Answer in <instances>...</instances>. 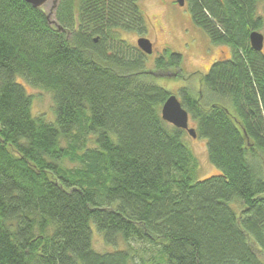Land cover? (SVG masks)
<instances>
[{
	"label": "trees",
	"instance_id": "trees-1",
	"mask_svg": "<svg viewBox=\"0 0 264 264\" xmlns=\"http://www.w3.org/2000/svg\"><path fill=\"white\" fill-rule=\"evenodd\" d=\"M139 1L58 0L48 18L0 0V264H264V51L250 44L264 0H186L211 42L231 49L204 89L179 90L221 171L204 180L186 131L162 118L172 93L122 36L146 34ZM182 61L165 49L155 69L179 77ZM18 78L52 93L55 123L33 114ZM92 223L115 251L94 249ZM135 240L159 256L136 262Z\"/></svg>",
	"mask_w": 264,
	"mask_h": 264
},
{
	"label": "rangeland",
	"instance_id": "rangeland-1",
	"mask_svg": "<svg viewBox=\"0 0 264 264\" xmlns=\"http://www.w3.org/2000/svg\"><path fill=\"white\" fill-rule=\"evenodd\" d=\"M53 1L50 0L44 8L48 11L51 10ZM139 6L146 18V34L144 37L149 39L154 47L152 55H148L146 70L155 71L158 76L151 74L149 75L150 78L178 98H180L179 90L183 87L191 88L194 94L204 89L202 86L203 77L209 72L214 62L220 59H229L231 49L211 42L207 33L194 23L187 4L181 7L176 0H140ZM260 32L264 35V29ZM122 36L132 46H138L137 41L140 38L138 34L122 32ZM165 49L182 54L181 69L183 73L181 76H177L179 71L175 68L156 71L155 58L160 56ZM159 74L163 76L161 77ZM18 80L33 97V114L35 116H43L46 121L55 123V104L52 93L32 86L22 78H18ZM203 91L204 94H209L206 90ZM228 107L231 112H234L231 103ZM189 125L196 128L191 116ZM185 136L183 142L196 160L195 167L192 170L193 178L195 180H204L220 175L221 171L209 160L207 139L202 137L193 138L187 132ZM66 166L74 167L75 164L66 161ZM232 206L237 212L241 210L235 203ZM92 230L93 247L96 251L104 253L113 252L117 249L115 245L105 243L94 223H92ZM131 245L135 249L136 262H141L142 260L150 261L154 257L159 256V245H152L149 242L137 240L132 241ZM125 247L126 244L123 240H120L118 248L123 249Z\"/></svg>",
	"mask_w": 264,
	"mask_h": 264
},
{
	"label": "water",
	"instance_id": "water-1",
	"mask_svg": "<svg viewBox=\"0 0 264 264\" xmlns=\"http://www.w3.org/2000/svg\"><path fill=\"white\" fill-rule=\"evenodd\" d=\"M49 1L50 0H26L27 3L31 4L35 8L44 7ZM57 2L58 0L53 1V5L48 15V18L53 17L54 11L57 7ZM176 2L181 7L186 5V0H176ZM51 23L56 24V21L52 19ZM250 44L254 50L258 52H262L264 48V35L259 31H252L250 34ZM137 45L138 48L145 55H152L154 51L153 43L149 39L145 37H140L137 41ZM146 74H153L156 77L158 76L156 72L146 71ZM159 76L162 77L163 75L159 74ZM161 113L164 121L173 125L174 127L185 130L191 137L197 138L196 129L194 127H190L189 125L190 114L182 106L181 101L176 95L172 94L168 97V99L165 101V103L162 106Z\"/></svg>",
	"mask_w": 264,
	"mask_h": 264
},
{
	"label": "flooded vegetation",
	"instance_id": "flooded-vegetation-1",
	"mask_svg": "<svg viewBox=\"0 0 264 264\" xmlns=\"http://www.w3.org/2000/svg\"><path fill=\"white\" fill-rule=\"evenodd\" d=\"M141 37V36H140ZM153 49H154V47H153ZM178 73V72H177ZM178 76V75H177Z\"/></svg>",
	"mask_w": 264,
	"mask_h": 264
}]
</instances>
